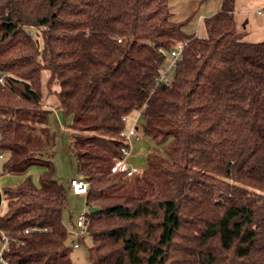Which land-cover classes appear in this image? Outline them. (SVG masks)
Here are the masks:
<instances>
[{
    "label": "trees",
    "instance_id": "16d2710c",
    "mask_svg": "<svg viewBox=\"0 0 264 264\" xmlns=\"http://www.w3.org/2000/svg\"><path fill=\"white\" fill-rule=\"evenodd\" d=\"M234 9L223 0L202 38L170 0H0L3 170L46 168L38 185L0 188L9 264H72L45 73L90 183L93 264H264V41L245 39ZM179 45L169 83L155 86ZM134 112L133 140L152 144L135 181L113 172Z\"/></svg>",
    "mask_w": 264,
    "mask_h": 264
},
{
    "label": "rangeland",
    "instance_id": "374dc122",
    "mask_svg": "<svg viewBox=\"0 0 264 264\" xmlns=\"http://www.w3.org/2000/svg\"><path fill=\"white\" fill-rule=\"evenodd\" d=\"M258 4L255 11H250L247 16L250 18L251 25L247 30V40H253L255 42L264 41V17L257 15L256 10H264V5L262 4L263 0H257ZM193 18V17H192ZM191 18V19H192ZM190 19V20H191ZM196 18L193 19L185 29L186 31L190 27H196L195 23ZM197 36L205 38L208 36L207 28L205 25V20L203 19L200 24L195 29ZM36 35V33L34 32ZM40 43L42 46V40ZM170 62L167 60L165 66L168 68ZM47 76L46 73L43 74V90L45 104L47 108L51 111L48 126L52 133V147L50 152V159L53 162L55 167V177L56 179L63 183L65 186H69L70 182L74 178H81L78 170L77 159L72 155L71 149V134L68 132L66 127H69L72 123V117L65 118L61 111L55 108V105L58 104V99L55 93H48L46 87ZM140 112H134L127 118V133L133 127H141ZM132 149L136 156L146 155L148 156V150L152 149V144L144 137L143 142H135L132 144ZM7 156L3 159H0V188L1 189H14L25 179L31 178L35 185L40 183L41 176L45 173L46 168L44 166H33L30 168L27 175L24 174H6L3 170V165L7 161ZM143 177V172L138 176L132 178L137 179ZM135 181V180H134ZM133 182V181H131ZM85 196H76L71 190L68 196V207L63 212L64 224L69 232L75 230L74 224L78 215L86 210L87 205L85 202ZM73 245L79 243V248H72L70 253V258L72 264H93L94 252H93V239L90 235L86 237L77 238L72 235Z\"/></svg>",
    "mask_w": 264,
    "mask_h": 264
},
{
    "label": "crops",
    "instance_id": "0c3cea01",
    "mask_svg": "<svg viewBox=\"0 0 264 264\" xmlns=\"http://www.w3.org/2000/svg\"><path fill=\"white\" fill-rule=\"evenodd\" d=\"M222 3L223 0H170V8L173 14V19L176 20L177 22H187L186 26L188 27L189 23L193 21V19L195 18L197 20L195 21V23L198 26L203 19L205 20L206 18H209L215 15L216 13H218L222 8ZM257 4H258L257 0H235L234 17L238 29L240 31L245 32L246 34L245 39L247 36V30L251 25L250 18H248L247 14L250 11H255ZM262 4L264 5V0ZM256 11L258 16L264 17V13L262 15H259L258 14L259 10ZM197 26L190 27V29L187 30V32L189 34L197 35V32L195 31ZM247 41L255 42L253 40H247ZM130 142H131V151H130V155L127 157V162L129 165L136 166L139 168L140 172L136 175L138 176L139 174L142 173V171L146 167V158H143L146 157V155L136 156L132 149V144L135 142H143V140L135 141L132 139V141ZM149 152L150 150H148L147 153L149 154ZM76 196H80V195H76ZM5 210L6 208L2 206L1 214L5 212Z\"/></svg>",
    "mask_w": 264,
    "mask_h": 264
},
{
    "label": "built area",
    "instance_id": "2783aa9c",
    "mask_svg": "<svg viewBox=\"0 0 264 264\" xmlns=\"http://www.w3.org/2000/svg\"><path fill=\"white\" fill-rule=\"evenodd\" d=\"M264 10H259L258 14L262 15ZM183 45H179L176 49L171 52L170 65L168 68H164L161 71V75L155 81V86H159L163 83H169V78L172 75V70L176 68L177 61L180 59L182 54ZM6 76L0 74V84H5ZM122 137L125 141L131 145L133 138L137 137V128L133 127L128 134L122 133ZM131 148H122V157L115 159V165L113 167L114 173H122L127 177H133L137 175L140 171L136 166H131L127 162V157L130 155ZM4 157V154L0 153V159ZM70 189L75 195L86 196L90 190V183L84 178H74L70 183ZM90 225V220L88 218V208L82 213H80L76 219V226L73 232H69L71 235L77 238H83L88 234V229ZM10 239L6 235L2 236V241L0 245V264H9L5 258V251L9 246ZM75 248H79L80 244L75 243Z\"/></svg>",
    "mask_w": 264,
    "mask_h": 264
},
{
    "label": "water",
    "instance_id": "95a60500",
    "mask_svg": "<svg viewBox=\"0 0 264 264\" xmlns=\"http://www.w3.org/2000/svg\"><path fill=\"white\" fill-rule=\"evenodd\" d=\"M89 212H90L91 214H93V213L98 212V209H97V208H90V209H89Z\"/></svg>",
    "mask_w": 264,
    "mask_h": 264
}]
</instances>
